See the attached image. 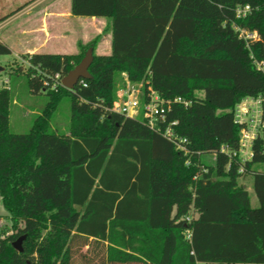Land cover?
I'll list each match as a JSON object with an SVG mask.
<instances>
[{
    "label": "trees",
    "instance_id": "16d2710c",
    "mask_svg": "<svg viewBox=\"0 0 264 264\" xmlns=\"http://www.w3.org/2000/svg\"><path fill=\"white\" fill-rule=\"evenodd\" d=\"M71 14L107 20L111 54H94L92 78L73 90L54 77L96 41L77 55L21 56L30 91L49 96L26 134L11 132V93L0 89V199L13 230L0 237V264H75L90 245L101 264L264 262V134L244 163L221 151L239 148L236 107L264 96V0H71ZM123 73L144 82L143 94L187 102L172 103L158 125L177 121L187 153L112 110ZM63 97L65 134L52 128ZM243 176L253 177L258 208Z\"/></svg>",
    "mask_w": 264,
    "mask_h": 264
},
{
    "label": "rangeland",
    "instance_id": "374dc122",
    "mask_svg": "<svg viewBox=\"0 0 264 264\" xmlns=\"http://www.w3.org/2000/svg\"><path fill=\"white\" fill-rule=\"evenodd\" d=\"M108 24L109 22L107 20L86 19L78 21L71 26L74 30L72 46L78 43L79 47L84 48L93 41H96V43H99L100 41V43L105 44L109 35ZM98 29L101 30L99 36L96 35ZM80 52L81 50L79 48L78 54ZM94 54H96L95 49ZM0 66L4 68V71L0 73V89L7 88L11 93V132L15 134H26L30 131L38 116L43 113L49 102V96L45 93L36 94L30 91L25 70L27 66L26 63L22 61L21 57L17 59L12 55L0 56ZM19 66L23 67V72L18 70ZM125 77H127L125 73L121 74L119 77V85L117 88L116 100L114 102L116 105L121 97V90L124 88L123 78ZM131 84L136 90L140 92L144 91L143 81ZM70 116V97H63L59 103L58 109L53 115V130H57L59 133H67ZM210 158L212 157L209 156L208 160H210ZM261 169H264V166H262ZM239 183L246 187L252 208H258L259 201L253 189V177L243 176L239 179ZM12 232V223L8 217L7 210L0 199V237L4 238L5 236L12 234ZM95 248L96 247L92 245H90V247L85 246L82 249L80 248L77 257L74 259L75 264H101L97 256L101 254L102 249L99 251Z\"/></svg>",
    "mask_w": 264,
    "mask_h": 264
},
{
    "label": "crops",
    "instance_id": "0c3cea01",
    "mask_svg": "<svg viewBox=\"0 0 264 264\" xmlns=\"http://www.w3.org/2000/svg\"><path fill=\"white\" fill-rule=\"evenodd\" d=\"M86 19L104 20L73 16L71 0H0V41L17 59L33 54L76 55L79 46H72L71 26ZM100 34L98 29L96 35ZM95 52L111 54L110 33L105 44L96 43Z\"/></svg>",
    "mask_w": 264,
    "mask_h": 264
},
{
    "label": "built area",
    "instance_id": "2783aa9c",
    "mask_svg": "<svg viewBox=\"0 0 264 264\" xmlns=\"http://www.w3.org/2000/svg\"><path fill=\"white\" fill-rule=\"evenodd\" d=\"M247 10H249L248 7L245 8L244 12ZM54 80L56 83L62 85V80L58 74L55 75ZM172 103L188 105L181 98L166 101L160 98L153 90H149L148 94H143V92L136 90L127 77H125V85L121 90V97L117 105L114 104L112 110L128 118H142L151 129L162 133L164 137L175 144L178 150L187 153V140L180 138L172 129V127L178 124L177 121L171 123L163 131L158 126L159 122L164 123L166 121V114L170 111ZM234 118L235 123L242 127L239 148L231 153H229L227 148H222L221 151L228 153L231 158H238L244 163L251 160L253 156L252 146L255 139L259 135L264 134V96L243 99L235 109ZM242 172L243 169L241 168L240 173ZM192 220V215L186 217L187 223H191ZM185 236L186 240L191 244L192 230H186ZM241 264H264V262Z\"/></svg>",
    "mask_w": 264,
    "mask_h": 264
},
{
    "label": "water",
    "instance_id": "95a60500",
    "mask_svg": "<svg viewBox=\"0 0 264 264\" xmlns=\"http://www.w3.org/2000/svg\"><path fill=\"white\" fill-rule=\"evenodd\" d=\"M94 60V49L90 47L85 53L84 58L81 62L69 72V74L62 79V85L68 90H73L80 80L91 79L92 76L89 72V68ZM4 71V68L0 66V73ZM25 240V236L20 237L16 242L13 243V247L16 251L22 252V243Z\"/></svg>",
    "mask_w": 264,
    "mask_h": 264
}]
</instances>
